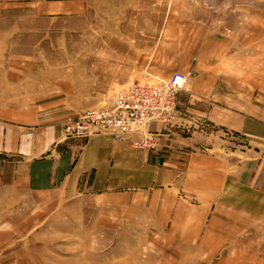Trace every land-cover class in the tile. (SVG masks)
Here are the masks:
<instances>
[{"label":"crops","instance_id":"crops-1","mask_svg":"<svg viewBox=\"0 0 264 264\" xmlns=\"http://www.w3.org/2000/svg\"><path fill=\"white\" fill-rule=\"evenodd\" d=\"M85 1L26 4L66 23ZM170 1L142 78L183 71L193 82L178 92L172 125L151 124L161 137L150 151L126 134L64 136L65 120L83 109L46 95L62 62L35 41L51 34H30L22 51L0 48V194L114 198L182 256L264 264V0Z\"/></svg>","mask_w":264,"mask_h":264},{"label":"rangeland","instance_id":"rangeland-1","mask_svg":"<svg viewBox=\"0 0 264 264\" xmlns=\"http://www.w3.org/2000/svg\"><path fill=\"white\" fill-rule=\"evenodd\" d=\"M17 3L18 8L0 9V48L22 51L30 34H51L50 40L35 41L36 49L51 50V58L62 62V74L53 73L45 85L51 100L62 97L86 109L132 83L152 80L142 78L144 64L172 1L86 0L84 14L66 23L34 14L26 0ZM0 196V264H230L221 255L189 259L172 251V244L164 248L156 228L144 217L126 218L114 198Z\"/></svg>","mask_w":264,"mask_h":264},{"label":"built area","instance_id":"built-area-1","mask_svg":"<svg viewBox=\"0 0 264 264\" xmlns=\"http://www.w3.org/2000/svg\"><path fill=\"white\" fill-rule=\"evenodd\" d=\"M190 73L177 71L159 79L129 85L103 98L96 105L69 116L62 125L66 138L94 134H126L134 149L150 151L160 142L158 129L151 124L172 125L178 92L186 89Z\"/></svg>","mask_w":264,"mask_h":264}]
</instances>
